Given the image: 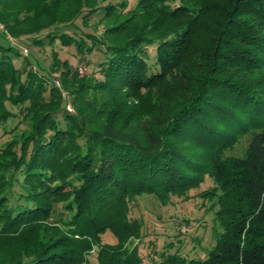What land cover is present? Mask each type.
I'll return each instance as SVG.
<instances>
[{"label": "trees", "instance_id": "trees-1", "mask_svg": "<svg viewBox=\"0 0 264 264\" xmlns=\"http://www.w3.org/2000/svg\"><path fill=\"white\" fill-rule=\"evenodd\" d=\"M112 1L0 0V129L9 104L12 132L26 125L0 149V264H89L95 249L144 264L131 203L189 200L207 178L214 246L153 264H264V0ZM100 12L99 34L67 33ZM28 37L103 60L86 75L54 52L50 78L26 72L10 39Z\"/></svg>", "mask_w": 264, "mask_h": 264}, {"label": "rangeland", "instance_id": "rangeland-1", "mask_svg": "<svg viewBox=\"0 0 264 264\" xmlns=\"http://www.w3.org/2000/svg\"><path fill=\"white\" fill-rule=\"evenodd\" d=\"M123 0H113L118 3ZM129 10L136 5V0H127ZM107 4L104 3L102 6ZM102 18V12L91 17L89 24L86 26L79 18L74 25L67 27L68 34L79 39L85 34H99L102 26L99 22ZM4 29L0 25V42L5 41L3 37ZM46 33L42 35L44 38ZM9 37V36H7ZM10 38V37H9ZM5 39V40H4ZM12 39V40H11ZM13 45H16L20 51L27 50L28 56L22 52V56L15 60V65L20 70L27 72L33 69L46 78H50L52 74V66L54 63L53 53L56 52L62 61H68L74 70L80 71L82 74L90 75L98 70V64L103 60L102 53L96 49L91 54L82 55L76 45L64 47L60 41H56L51 45L45 40L42 46L33 45L31 39L22 38L20 40L11 38ZM90 44V42H88ZM151 55L154 57V49L149 48ZM23 76L25 79L26 76ZM51 87V84H48ZM65 97L67 95L63 93ZM9 109L16 115V119H12L5 129H0V149L12 140V138L20 134L26 129V125L19 126L17 132L13 129L20 123V109L8 105ZM66 109L73 112L70 103H67ZM213 182L209 178L197 190L191 192L192 197L189 200L173 197L167 204L163 205L153 196H142L135 199L131 203L130 217L139 219L143 222V237L138 243L140 254L143 257L144 264H153L159 260V254L163 251L174 253L179 251L181 255L188 259L205 258L208 250L215 244L214 229L217 224L215 222L214 213L209 210L210 203L204 202L199 194L211 187ZM105 239L116 243V239L110 233H107ZM105 240V241H107ZM97 249L93 250L89 257V264H97Z\"/></svg>", "mask_w": 264, "mask_h": 264}, {"label": "built area", "instance_id": "built-area-1", "mask_svg": "<svg viewBox=\"0 0 264 264\" xmlns=\"http://www.w3.org/2000/svg\"><path fill=\"white\" fill-rule=\"evenodd\" d=\"M22 52H24L26 55H28V52H27V50H22Z\"/></svg>", "mask_w": 264, "mask_h": 264}]
</instances>
